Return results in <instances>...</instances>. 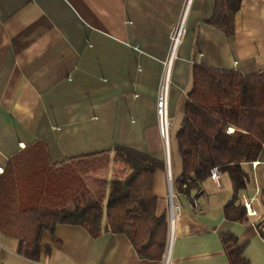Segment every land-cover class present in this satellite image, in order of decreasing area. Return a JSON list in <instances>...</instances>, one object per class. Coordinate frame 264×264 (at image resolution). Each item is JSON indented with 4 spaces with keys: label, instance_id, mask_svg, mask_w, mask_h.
I'll return each mask as SVG.
<instances>
[{
    "label": "crops",
    "instance_id": "1",
    "mask_svg": "<svg viewBox=\"0 0 264 264\" xmlns=\"http://www.w3.org/2000/svg\"><path fill=\"white\" fill-rule=\"evenodd\" d=\"M212 8L213 0H0V172L37 138L52 161L113 143L157 149L155 98L167 73L170 179L165 164L152 173L157 209L168 214L170 197L176 205L166 264H230L225 232L245 242L251 264H264V142L255 159L242 162L247 178L235 197L219 170L190 196L172 188L182 170L175 133L192 62L264 70V0H242L231 32L206 21ZM110 163L118 173L122 164ZM232 197L237 206L228 215ZM243 205L245 217L237 218ZM16 246V237L0 231V264H164V256L139 257L122 232L93 237L68 222L42 231L35 258Z\"/></svg>",
    "mask_w": 264,
    "mask_h": 264
},
{
    "label": "trees",
    "instance_id": "2",
    "mask_svg": "<svg viewBox=\"0 0 264 264\" xmlns=\"http://www.w3.org/2000/svg\"><path fill=\"white\" fill-rule=\"evenodd\" d=\"M242 0H213L206 21L227 32ZM182 170L172 188L197 192L210 168L226 172L235 192L247 172L243 161L257 157L264 142V70L244 74L199 61L191 65L183 116L175 133ZM110 161L121 163L107 175ZM161 157L120 143L52 161L43 138L12 153L0 172V231L17 239L16 251L35 258L43 230L58 223L83 226L91 236L103 230L126 234L139 257L161 259L168 217L157 209L152 173ZM233 197L226 206L234 205ZM237 218L245 217V207ZM229 215V214H228ZM230 264H251L230 232L220 234Z\"/></svg>",
    "mask_w": 264,
    "mask_h": 264
},
{
    "label": "built area",
    "instance_id": "3",
    "mask_svg": "<svg viewBox=\"0 0 264 264\" xmlns=\"http://www.w3.org/2000/svg\"><path fill=\"white\" fill-rule=\"evenodd\" d=\"M182 27V20H180L177 25L174 27L172 32V44L175 45L179 32ZM168 74L163 77L162 83L160 87L158 88V91L156 93L155 98V114H156V123H155V131L154 136L159 141V147L157 149H150V146L148 147V150L154 154L155 157H161L164 160L165 166L167 168V172L169 169V149H170V143H169V127H170V115L168 113ZM210 175L213 177L218 176V171L215 166L210 168ZM168 179L169 172H168ZM176 205L173 204L171 197L168 201V226H169V236H168V243L166 248V254L164 257V264L168 261V255H169V249L171 245L172 235V225H173V212L175 211ZM246 210L247 212H251V209L248 206V203H246Z\"/></svg>",
    "mask_w": 264,
    "mask_h": 264
},
{
    "label": "rangeland",
    "instance_id": "4",
    "mask_svg": "<svg viewBox=\"0 0 264 264\" xmlns=\"http://www.w3.org/2000/svg\"><path fill=\"white\" fill-rule=\"evenodd\" d=\"M169 143L171 144V133H170V129H169ZM154 155V154H153ZM172 155V154H171ZM116 170V167H114V165L112 163H110L108 165V168H107V175L109 176L113 171ZM116 172V171H115ZM168 215V214H167ZM168 217V216H167ZM168 236H169V226H168V231H167V237H166V243H165V251H164V257H165V254H166V248H167V243H168Z\"/></svg>",
    "mask_w": 264,
    "mask_h": 264
}]
</instances>
